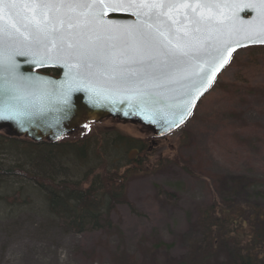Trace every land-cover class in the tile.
<instances>
[{"label": "water", "instance_id": "water-1", "mask_svg": "<svg viewBox=\"0 0 264 264\" xmlns=\"http://www.w3.org/2000/svg\"><path fill=\"white\" fill-rule=\"evenodd\" d=\"M261 40L264 0H0V134L56 144L109 121L167 137Z\"/></svg>", "mask_w": 264, "mask_h": 264}, {"label": "rangeland", "instance_id": "rangeland-1", "mask_svg": "<svg viewBox=\"0 0 264 264\" xmlns=\"http://www.w3.org/2000/svg\"><path fill=\"white\" fill-rule=\"evenodd\" d=\"M90 126L71 138L113 127L150 139L148 172L127 181L130 206H117L110 229L76 235L48 214L31 181L4 176L0 264H189L199 212L214 201L264 206V50L237 52L189 120L167 137L109 121ZM3 150L1 169L35 173L10 145ZM17 192L19 202L5 201ZM225 262L220 252L204 264Z\"/></svg>", "mask_w": 264, "mask_h": 264}, {"label": "trees", "instance_id": "trees-1", "mask_svg": "<svg viewBox=\"0 0 264 264\" xmlns=\"http://www.w3.org/2000/svg\"><path fill=\"white\" fill-rule=\"evenodd\" d=\"M91 128L89 125L87 130ZM99 132L64 138L56 144H35L0 134V149L10 145L36 170L0 168V187L4 176L31 181L42 195L48 214L66 232L84 235L110 229L117 206H130L126 200L130 175L148 172L150 139L123 135L113 127ZM4 199L19 202L20 194ZM223 203L214 201L199 212L188 263H208L224 252L225 264H264V206Z\"/></svg>", "mask_w": 264, "mask_h": 264}, {"label": "snow or ice", "instance_id": "snow-or-ice-1", "mask_svg": "<svg viewBox=\"0 0 264 264\" xmlns=\"http://www.w3.org/2000/svg\"><path fill=\"white\" fill-rule=\"evenodd\" d=\"M43 7H49L48 4H42ZM52 7H59V6H62V5H57V4H53L51 5ZM261 42H264V40H261ZM17 55H27V53L25 52H18ZM173 55H175V53H173ZM180 56H187L188 53L187 52H183L181 51L179 53ZM213 61L216 62V63H219V62H226L224 61L223 59V53L220 51V50H217L216 52V55L212 57ZM17 68L18 66L15 64V62H12L11 64H9L7 66V71L15 78L16 75H17ZM67 102V101H66ZM14 117L13 116H3V115H0V120H4V119H13Z\"/></svg>", "mask_w": 264, "mask_h": 264}, {"label": "flooded vegetation", "instance_id": "flooded-vegetation-1", "mask_svg": "<svg viewBox=\"0 0 264 264\" xmlns=\"http://www.w3.org/2000/svg\"><path fill=\"white\" fill-rule=\"evenodd\" d=\"M118 18V17H117ZM121 18V17H120ZM43 73H46V74H52V73H54L53 71H49V70H47V71H45V70H43L42 71Z\"/></svg>", "mask_w": 264, "mask_h": 264}]
</instances>
